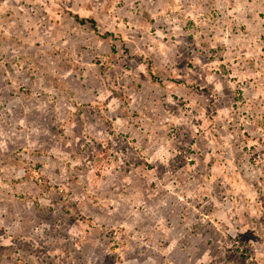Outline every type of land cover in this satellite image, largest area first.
<instances>
[{"label":"rangeland","instance_id":"obj_1","mask_svg":"<svg viewBox=\"0 0 264 264\" xmlns=\"http://www.w3.org/2000/svg\"><path fill=\"white\" fill-rule=\"evenodd\" d=\"M0 264H264V0H0Z\"/></svg>","mask_w":264,"mask_h":264},{"label":"trees","instance_id":"obj_2","mask_svg":"<svg viewBox=\"0 0 264 264\" xmlns=\"http://www.w3.org/2000/svg\"><path fill=\"white\" fill-rule=\"evenodd\" d=\"M75 17L81 23H86L88 21L86 18H81L79 15H75ZM89 21H91L93 25H96V21L94 19H89ZM151 74L153 75L154 78H156V76L153 73Z\"/></svg>","mask_w":264,"mask_h":264}]
</instances>
